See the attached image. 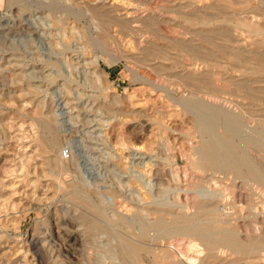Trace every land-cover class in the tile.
<instances>
[{
    "label": "rangeland",
    "instance_id": "obj_1",
    "mask_svg": "<svg viewBox=\"0 0 264 264\" xmlns=\"http://www.w3.org/2000/svg\"><path fill=\"white\" fill-rule=\"evenodd\" d=\"M50 1L23 0L28 6L20 8L11 5L12 0H0V264L125 263L116 241L92 228L84 207L69 200L63 188L58 191L52 180L53 154L42 153L43 147L33 144L29 134L28 126L43 119L51 120L59 136L58 155L68 149L69 157L63 159L68 171L61 175L65 185L73 184L104 204L119 195L128 210L133 214L144 210V219L152 223L155 217L150 212L182 203L177 189L189 184L199 199L214 198V218H222L241 240L264 237L260 187L249 190L224 174L184 180L183 173L192 171L186 156L199 144L192 115L172 107L160 90L147 83L177 89L178 98L198 93L208 102L225 100L236 112L247 113L244 121L250 125L264 123V111L251 107L248 100L259 95L236 88L242 83L263 89L264 82L252 81L264 80V68L248 56L244 57L248 62L240 63L215 48L224 47L230 54L232 48L250 51L257 44L244 36L231 37L228 44L213 33L211 45L203 39L209 29L232 30L228 19L242 9L252 11L264 24L257 0H244L243 5L238 0H55L80 10L76 20L45 9ZM103 13L110 18L109 27L100 24ZM205 14H214L216 24H188L184 19ZM86 30L94 37L103 36L105 47L88 46L83 39ZM258 69L260 73L253 74ZM200 82L209 90L198 89ZM119 143L126 148L116 146ZM23 155L30 160L21 171L18 161ZM250 155L264 159L260 152ZM144 165L152 169L148 177ZM156 169L166 180L160 188L153 176ZM176 171L178 181L172 179ZM126 217L132 228H118L115 233L125 241L134 240L140 227L129 212ZM156 234L151 231V238L138 240L149 250L140 252L138 264H162L161 251L177 249L182 240ZM252 260L248 264H264V258ZM205 264L244 263L221 248Z\"/></svg>",
    "mask_w": 264,
    "mask_h": 264
},
{
    "label": "bare ground",
    "instance_id": "obj_2",
    "mask_svg": "<svg viewBox=\"0 0 264 264\" xmlns=\"http://www.w3.org/2000/svg\"><path fill=\"white\" fill-rule=\"evenodd\" d=\"M238 1L239 4H244V0ZM257 2L258 6L262 8L263 14L261 17L263 20L264 0H257ZM141 3L140 5H142ZM11 5L18 6L20 8H26L28 6L23 2V0H12ZM67 6L61 1L58 2L52 0L49 2L48 5H44L43 7L48 11L52 12V14L59 12H61V14L66 13L69 16L73 17L75 20L80 17V10L76 9V12L75 10ZM191 8L193 9V7ZM256 9L259 10L260 8L257 7ZM189 10L191 9L189 8ZM89 11H91V9ZM95 13L96 11H94V16L96 15ZM84 14L82 13V15ZM231 15L232 18L230 17L231 19H228V21H230L229 25L231 26L232 30L227 29V31H222L221 29H219L221 31L218 30V32L214 29H209L206 30L208 34L207 36H205L206 38H201L204 39V42H206L207 45L212 44L210 33L215 34V36H217L218 38L221 37L220 39L224 40L228 44L232 41L231 37L234 36H244L250 40H254L255 44H257V47L254 50L250 49V51L246 49L240 50L238 48H229L231 49V52L230 54H226L224 51V47L215 46V48L218 49L219 54H224L228 58L232 57L240 63L248 62L246 61V58H244L248 56L252 61L255 60L257 62L258 68H264L263 22L260 23V20L257 19V16L255 17V15L252 14V11H246L245 9H242L238 12L235 11ZM99 17L100 24L109 27L110 18L107 19L104 13L99 14ZM184 19L185 22L188 24L193 23L197 25H211L214 23L213 21L215 20V16L214 14H205L203 16H195L194 18L187 15ZM215 24L216 23H214V25ZM88 32L87 30L83 31V39L85 43L88 46H91L92 48L103 49V47H105L104 37H94L92 33ZM228 32H231V36L230 34H228ZM183 46L181 47L183 48ZM185 47L187 51L190 50L188 49L189 46ZM254 73L259 74V69L258 71H253V74ZM171 80L173 81V79ZM168 82H170V80ZM259 82H264V80L255 79L252 81V84H258ZM147 83L150 84V86H152L154 89L160 90L172 107H180L182 111L190 113L192 115V128L194 132L198 135L199 144L195 149H193L192 153L186 156L189 161L188 167H190L192 171L190 173H183L184 180H202L204 179L203 177H206L208 175L211 179H213L216 174H224L226 176L231 175L235 181L240 180L241 182L239 183H241L244 188L248 187L249 190L252 189V191H254L255 188L260 187V189L264 190V159L262 161L260 159L257 160L255 158L256 155L251 156L254 153L250 155L251 151L260 152L264 154V123H260L261 121H259L255 125H250L249 122L244 121V117L247 116V113L241 111L236 112L229 105L225 104V102H227L225 100L219 102L218 100L214 99L212 102H208L203 97L200 98L198 96V93L193 94L191 97L181 95L178 98L179 91L177 89L157 85L156 83H152L151 81H147ZM236 88H238L239 91L250 90L254 94L259 95L260 98H257V96L254 95V97L248 100L251 101H249L251 107L257 106L264 111V88L251 89L250 87L248 88L244 86L242 83L236 85ZM198 89L208 91L209 86L206 83L200 82L198 85ZM50 121V119L47 121L43 119L37 121L36 124H29L30 126L28 127H30L29 134L31 142L36 146L43 147L42 153L53 154L55 158L54 167L56 168V172L52 173V180L58 185V191H61L63 188L64 190L62 192H64V195L69 200L78 203L80 206L84 207V209L90 214L89 224L92 228H96L105 232L116 241V248L118 254L126 264H138L140 252L149 251L144 246H142V244L138 240H145L147 238H151L149 236V232L151 231L156 232L161 237H182L181 243L177 246V249L172 247L169 248L170 251H161L162 264H205V260L212 258L215 259L218 254V250L221 248H225L230 251V253L238 256L239 261L243 262L244 264L251 263L253 261L252 259H256L259 257L264 258V237H256V239H254L253 236H251L252 238L248 237L245 240H241L238 232L233 227H230L226 222L222 221V218H214V213L215 215L217 214V210L214 208V198L208 196L207 199H199V196L197 197L195 191L189 189V184H186V187L183 190L177 189V199L182 197L184 200L182 203L176 202L175 207L171 209L155 208L153 211L150 212V214L154 215L155 217L152 223L144 219V216L142 215L144 210H141L140 213L135 214H133L132 211L128 210V206L126 204L127 201H122L120 199L121 196L119 195L115 196L113 203L104 204L93 194L79 189L73 184L68 186L65 185L63 181L65 180V178L62 180L61 175L66 174L68 168L63 158L58 155L59 136ZM219 130H221V134L218 132ZM116 146H119L122 149L126 148V145L124 143H119ZM162 148H166V151H168L167 145L165 146V148ZM29 160L30 157H26L25 155H23L22 158L18 161V166L21 171L25 169ZM149 165L143 166V173L146 174L147 177L152 171ZM192 173L197 176L195 177ZM153 176L156 186L160 188L165 185L166 180L162 171L157 170ZM172 179L174 181H178L179 175L177 174V171L175 173H172ZM11 188L13 189L12 186ZM208 193L206 194L208 195ZM119 209L126 211L127 214L123 216L120 215L119 212L117 213ZM147 211L148 210H146V212ZM128 212L129 215L133 217L135 223L138 224V226L140 227V231L137 234L133 235L136 239L125 241L119 235H117L115 231L118 228L120 230H124L125 228H132L126 217L128 215ZM153 239L156 238L154 237ZM205 252H207L208 255L205 257V259L200 260V258L204 255ZM175 253L178 255V259H174Z\"/></svg>",
    "mask_w": 264,
    "mask_h": 264
},
{
    "label": "built area",
    "instance_id": "obj_3",
    "mask_svg": "<svg viewBox=\"0 0 264 264\" xmlns=\"http://www.w3.org/2000/svg\"><path fill=\"white\" fill-rule=\"evenodd\" d=\"M60 154H61V157L63 159H67L69 157V152H68V149L67 148L61 150V153Z\"/></svg>",
    "mask_w": 264,
    "mask_h": 264
}]
</instances>
